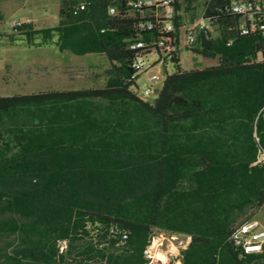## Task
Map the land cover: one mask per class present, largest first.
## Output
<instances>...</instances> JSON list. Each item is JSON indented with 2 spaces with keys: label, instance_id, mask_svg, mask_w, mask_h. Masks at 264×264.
<instances>
[{
  "label": "trees",
  "instance_id": "16d2710c",
  "mask_svg": "<svg viewBox=\"0 0 264 264\" xmlns=\"http://www.w3.org/2000/svg\"><path fill=\"white\" fill-rule=\"evenodd\" d=\"M136 1L61 0L57 25L0 31L110 63L99 87L0 96V264H163L145 253L160 234L185 239L180 264H264L234 239L264 212V31L241 32L234 0H177L171 35L204 9L213 28L186 49L218 59L185 69ZM151 52L176 65L153 102L137 91Z\"/></svg>",
  "mask_w": 264,
  "mask_h": 264
},
{
  "label": "rangeland",
  "instance_id": "374dc122",
  "mask_svg": "<svg viewBox=\"0 0 264 264\" xmlns=\"http://www.w3.org/2000/svg\"><path fill=\"white\" fill-rule=\"evenodd\" d=\"M61 0H0V31L11 32L16 23L32 21L38 27H51L59 22ZM54 42L46 46L27 47L20 42L0 41V96L27 94L46 90H78L105 84V70L110 67L105 56L97 53L77 55L61 51ZM183 68H203L218 63L217 58L205 57L186 48L180 51ZM151 52L143 60L137 79L139 96L153 102L163 86L167 71L176 70L170 57L161 58ZM149 72L159 75L153 91L146 93ZM264 224V212H260ZM163 244L152 254L164 264H177L179 248L187 242L183 237L160 234Z\"/></svg>",
  "mask_w": 264,
  "mask_h": 264
},
{
  "label": "built area",
  "instance_id": "2783aa9c",
  "mask_svg": "<svg viewBox=\"0 0 264 264\" xmlns=\"http://www.w3.org/2000/svg\"><path fill=\"white\" fill-rule=\"evenodd\" d=\"M177 0H137L135 5L138 6H156L158 11V18H164V23L169 27V34L161 37L157 41L160 50L167 55L180 54V51L186 46H190L195 42L198 32L205 28L212 29L213 25L205 18V10L200 8L197 11V17L192 22H187L181 27L179 35H171L174 31V18L176 11L174 4ZM112 13L115 12L114 8L110 9ZM229 10L235 14L241 15L242 24L240 26L242 33H248L254 30L264 31V0H234L229 5ZM154 23L147 21L142 23V27L152 28ZM144 41L135 42L132 47L139 48L145 46ZM137 68L140 67L139 63H135ZM159 75L156 72H149L148 83L145 87L146 93L153 91V85L158 81ZM236 243L244 248L246 252L260 251L264 244V225L258 220H253L241 226V228L234 234ZM163 244L161 236H153L151 245L145 250L146 255L153 261L156 257L153 251ZM164 260L162 263L164 264Z\"/></svg>",
  "mask_w": 264,
  "mask_h": 264
},
{
  "label": "bare ground",
  "instance_id": "6f19581e",
  "mask_svg": "<svg viewBox=\"0 0 264 264\" xmlns=\"http://www.w3.org/2000/svg\"><path fill=\"white\" fill-rule=\"evenodd\" d=\"M155 16L156 17H158V11L155 13ZM154 19V18H153ZM146 21V20H145ZM148 21H151V20H149L148 19ZM161 31V30H160ZM163 31H165L164 33H167V34H169V27L168 26H166V24L164 25V30ZM161 33V32H160ZM163 33V32H162ZM142 47H145V46H139V48H142Z\"/></svg>",
  "mask_w": 264,
  "mask_h": 264
},
{
  "label": "crops",
  "instance_id": "0c3cea01",
  "mask_svg": "<svg viewBox=\"0 0 264 264\" xmlns=\"http://www.w3.org/2000/svg\"><path fill=\"white\" fill-rule=\"evenodd\" d=\"M185 246H186V245H185ZM185 246H184V247H185ZM176 263H177V264H180V260L177 259Z\"/></svg>",
  "mask_w": 264,
  "mask_h": 264
}]
</instances>
